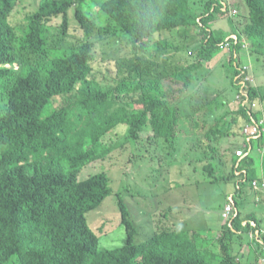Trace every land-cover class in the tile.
<instances>
[{"label":"trees","instance_id":"trees-1","mask_svg":"<svg viewBox=\"0 0 264 264\" xmlns=\"http://www.w3.org/2000/svg\"><path fill=\"white\" fill-rule=\"evenodd\" d=\"M224 1L204 0L202 10L193 0H63L58 6L57 2H43L29 14L28 29L20 38L12 24L18 0H0V264H213L216 250L208 252L201 245L198 251L192 231L162 228L137 241L131 212L124 205L121 220L129 241L123 247L103 248L87 214L112 194L110 179L99 174L79 181L78 176L94 162L113 161L121 144L137 143L144 126L150 128L157 143L163 140L175 149L177 125L187 106L179 108L181 100L174 99V87L183 83L178 93H185L194 81L185 68L164 79L159 63L154 65L148 57L154 49L188 51L196 61L192 60L191 71H196L210 64L229 43L232 85L236 90L246 86L252 100L264 101L250 82L242 77L236 80L241 73L235 68L245 36L254 44V55H264V0H243L248 21L239 29L238 45L233 39L226 41L229 35L210 25L217 13L225 14L221 9ZM71 4L78 24L85 29L83 37L75 36L77 44L65 37L66 45L59 42L52 51L47 48L46 27ZM102 10L119 20L121 30L106 29L93 37L91 17ZM66 20L64 15V36L69 28ZM230 24L234 27L232 20ZM165 31L178 34L181 43L156 40ZM112 39L115 42L110 44ZM124 43L132 56L122 55ZM109 49L116 53L108 55ZM43 54H49L45 65L37 62ZM100 58L101 63L115 64L114 84L101 81L107 77L102 74L106 71L103 64L102 70L93 69ZM107 72L114 74L110 69ZM169 78L171 85L165 89L163 81ZM196 103L192 106H201ZM238 112L246 122L256 118L243 106ZM123 125L130 127L129 134L116 144L109 142L111 131ZM219 129L227 131L226 127ZM253 141L257 150L264 148V137ZM235 153L234 183L241 194L243 186L261 176L249 171L255 162L251 155L241 159ZM260 167L264 170V163ZM122 172L124 186L125 176L129 178L131 173ZM238 172L242 174L237 176ZM136 188L134 194L139 195L141 187ZM128 191H134V185ZM240 215L233 219L235 230L224 225L221 237L228 242L236 230L241 234L257 231L251 243L256 247L254 261L232 258L230 246L222 243L224 260L220 264H257L258 258H264V224L255 213L248 219Z\"/></svg>","mask_w":264,"mask_h":264},{"label":"rangeland","instance_id":"rangeland-1","mask_svg":"<svg viewBox=\"0 0 264 264\" xmlns=\"http://www.w3.org/2000/svg\"><path fill=\"white\" fill-rule=\"evenodd\" d=\"M62 1L20 0L12 14V24L16 26L18 36L22 38L27 31L29 14L35 10L38 4L57 2L56 5L58 6ZM193 1H196L198 10L203 9L204 0ZM233 1L238 7L240 0ZM240 7L245 13L241 12L237 21H239V29L243 30L248 21L247 10L242 4H240ZM66 13L70 17L69 35V30L76 25L72 19V9H68ZM228 16L217 15L218 20L213 28L227 31L225 33L228 34V31H231ZM62 21L61 16L57 17L46 27L48 31L47 44L48 48H53L52 51L59 42L63 46L66 45L65 39L62 38ZM78 30L80 29L78 28ZM196 31L194 29L193 32ZM72 34L79 35L74 29ZM67 37L68 42L71 44L79 42L76 37ZM164 39L174 41L177 44L181 43L178 34L169 31H165L156 37V40ZM245 45L247 47L249 43ZM122 47L123 52L127 51L124 54H130L131 50L126 43L122 44ZM225 49L226 55L222 51L210 64L206 63L204 67L197 68L196 71H191L190 66L192 60L195 61V59L188 51L163 52L154 49L153 54H148L153 57L148 56L154 65L159 63L161 66L159 71L163 74L164 79L170 73L182 68L189 72V76L193 79L192 82L194 81L191 83V88L180 94L178 90L184 84L177 83L174 87L177 92L174 99L179 98L181 100V102L177 100L179 108L182 109L187 106L185 111H181L182 114H185V117L182 118L187 120L179 130L180 139L174 145L175 149L171 148V144L168 146L166 141L161 140L157 143L142 135L137 143L121 144L118 152L112 157L114 162L126 161L131 165H118L119 169L118 166H113V161L108 162V166L99 161L88 165L80 173L79 180H87L106 171L111 176L114 187L113 194L105 200L100 209L89 213L87 216L91 228L100 237L103 248L123 247L129 241L128 232L121 220L122 205H124L131 212V221L137 230V241L150 238L162 231L160 230L162 228L171 231H192L198 244V251L201 245L207 247L205 250L208 252L216 250L214 260H212L213 264H220L224 260V255L221 254L223 244L230 246L229 253L232 258L236 257L237 260L248 263L254 261L256 247L251 243L256 236L255 232L251 231V234L247 235L236 230L228 242L221 237L225 229L221 207L223 205L222 209L224 210L228 201V194L239 192L234 183L236 177L233 156L237 150L244 148V140L250 138L252 134L250 128H246L242 132V126L245 124L244 118L238 112L236 97L239 95L231 80L234 73L229 62L231 61V47L227 46ZM100 52H103V49ZM240 52L239 66L242 67L243 65L249 68V62L246 61L247 52L242 49ZM113 54L114 51L109 49L108 55ZM174 54L177 55L173 56ZM255 57L257 62L255 61L256 66L253 67ZM101 61L100 58L98 62L94 63L93 69L96 72L99 68L106 70L102 74L107 77L101 81L108 85L114 84L117 78L115 64H104ZM250 62L249 75L245 80H250L253 87L258 89L259 93L264 96V55L252 54ZM101 64L104 65L102 68ZM107 69L112 70L114 74L107 72ZM154 69L153 66L152 70ZM170 83L171 78L163 81L165 89L171 85ZM209 100L214 101L210 102ZM196 101L201 103L202 108L195 109L192 106ZM262 106H264V102L261 103ZM256 116L258 117V114ZM217 127H226L227 131L217 130ZM129 131L130 127L128 125L120 126L118 130H115L109 136L108 141L116 144L123 140L129 134ZM226 132H229V135H226ZM146 133H148V128L144 126L142 134ZM252 146L250 155L255 162L249 171H256L257 176L259 178L261 176L259 181H264V170L260 167L264 163V148H261V151L257 150L254 141ZM138 166H141V168ZM205 168H207L206 171ZM121 170L131 173L130 181H132V184L127 183L126 185H129L131 189L134 185V191L129 193L128 188L123 187L121 180L124 172ZM120 171L122 175L118 174ZM134 178L135 180L137 178V181ZM252 182L243 186V191L239 194V209L246 212L241 214V217L246 219L252 214L258 213L262 222H264V198L261 200L255 198L259 191L255 189ZM137 185L141 187L139 195L134 194V192H138ZM262 195H264V192L261 193ZM254 201L262 202L257 204ZM252 209H255L254 213H252ZM164 213L168 216L163 217ZM227 226L229 228L230 224H227ZM202 238L208 239V242ZM257 264H264V262L259 259Z\"/></svg>","mask_w":264,"mask_h":264},{"label":"clouds","instance_id":"clouds-1","mask_svg":"<svg viewBox=\"0 0 264 264\" xmlns=\"http://www.w3.org/2000/svg\"><path fill=\"white\" fill-rule=\"evenodd\" d=\"M20 0H18V2H19ZM240 4H242V5H244V7H245V9L246 10H248L247 9V7H246V5L244 4V2H243V0H240V2H238V7H237V5H236V3L233 1V0H225L224 1V3H223V6H222V11H224L225 12V14L224 15H222V14H220V13H217V15L219 16V15H222V16H226V15H229L228 16V20H229V24H230V20H232L233 21V24H234V27H232L231 26V24H230V26H231V31H228V39L226 40V41H228L229 42V40L230 39H233V40H235V45H238L239 44V40H238V33L240 32L239 31V27H240V25L238 24V22L239 21H237V19H238V16L241 14V12L242 13H245V11H243V10H241V7H240ZM235 5V6H234ZM74 8H75V5H73V4H71L67 9H66V12H67V10L68 9H72V19H73V21L75 22V25L76 26H74L72 29H70L69 30V35H68V31L66 30V34H65V36L63 35V33H62V38L64 39L65 37H67V36H73V37H75L76 35H74V34H72V31H73V29L74 30H76L77 31V33H79V35L80 36H82L83 37V34H84V31H85V29L84 28H82V27H80V25L78 24V21H77V16H76V10H74ZM33 12H36V9L33 11ZM33 12H31V13H33ZM65 11L64 12H62V14L60 15L61 17H62V19H63V16L65 15V16H67V27L69 26V22H70V17L67 15V13H66ZM86 13V9H84V14ZM217 15L215 16V18L213 19V20H211V27H212V29L214 30V31H223L224 32V34L226 35L227 33H225V32H227V31H224V30H216V29H214L213 28V26L215 25V22L218 20L217 19ZM59 16V17H60ZM56 19V18H55ZM91 21H92V25H93V31H94V34H93V37L94 36H96L97 34H99L100 32H103V31H106V29H113L115 32H117V31H119V30H121V27H120V22H119V20L114 16V15H112V14H110V13H107V12H105V11H94V16L92 15V17H91ZM50 24H51V20H50ZM49 24V25H50ZM238 25H239V27H238ZM14 27H16L15 25H14ZM78 28L80 29V30H78ZM235 30H237L238 32H237V34L235 33ZM47 33H48V31H47ZM244 34V33H243ZM68 38V37H67ZM249 40L246 38V36L244 37V39H243V43L241 44L242 45V50H245L247 53V57H246V61H248L249 62V66L251 67V56H252V54H254L253 52H252V49H253V43L251 42V41H249ZM115 41H114V39H112L111 41H110V44H112V43H114ZM249 43V46H247L246 47V45L245 44H248ZM251 43V44H250ZM77 44V43H76ZM60 45L58 44V45H56L55 46V48H57V47H59ZM121 46H122V44H121ZM227 46H230V44L228 43L227 44ZM226 46V47H227ZM47 48H48V44H47ZM229 48V47H228ZM241 49H239V53L237 54V63H236V69L238 68L239 69V71H240V73H241V75L240 76H238V77H236V80H239L241 77L243 78V80H244V82H250L251 83V81L250 80H245V78L249 75V70H250V67L248 68L247 66H243L242 65V67H240L239 66V61H240V59H241V56H240V51H241ZM223 51L225 52V55H226V49L224 48L223 49ZM122 55H127V54H124L125 52H127V51H124L123 52V49H122ZM114 53H116V51H114ZM130 54H132V53H130ZM129 54V55H130ZM49 55V54H48ZM48 55H46V54H43V55H39L40 57L38 58V60H37V62H39V61H41L40 63L41 64H46L47 63V61H48ZM130 56H132V55H130ZM217 58V57H216ZM215 59V58H214ZM232 59L233 58H231V65H232ZM212 62V61H211ZM257 62V61H256ZM256 62H255V60H254V63L252 64V66L254 67V66H256ZM224 64V63H223ZM8 66H11V65H8ZM232 80V79H231ZM242 80V81H243ZM244 87H246V86H244ZM244 87L242 88V89H240V90H237V94L239 95L238 97H236V99H237V101H238V109L240 108V106H243V107H245L248 111H249V114H250V116H256V114H258V117L256 116V118H254V117H251V121H249V122H246L245 121V119H244V125L242 126V132H243V130H245L246 128H250V129H252V127H255V128H257V133H255L254 135H251V137L250 138H246V136H245V140H244V148H241V149H239V150H237L236 151V157H238V158H241V159H243V158H245V157H247L248 155H250V151L252 150V148H253V146H252V143H253V140H256V139H259V138H261V137H264V106H262L261 107V103L262 102H264V101H261V100H259V99H251L249 96H248V93H247V91H245L244 90ZM197 104V103H196ZM194 108L195 109H200V108H202V105L199 107L198 105H196V106H194ZM254 118V119H253ZM255 119H257V120H255ZM186 120L187 119H184V118H182L181 117V121H180V123H178V125H177V127L178 128H181L182 127V125H183V123H185L186 122ZM148 128V127H147ZM119 128H116V129H114L113 131H111V133L109 134V136L115 131V130H118ZM149 129L150 128H148V133H146V134H142V129H140V133H139V136H140V138H139V140L137 141V142H139L140 141V139H141V137H142V135H144V136H146V137H149L151 140H153V141H155L154 140V138L153 137H151V135L149 134ZM242 135H244V134H242ZM179 139H180V135L178 136V138H177V142L179 141ZM155 142H157V141H155ZM177 142H173L174 143V145H176L177 144ZM127 144H129V143H127ZM171 144V143H170ZM170 144H168V146L170 145ZM249 149V151L248 152H245V150L246 149ZM239 151H242L243 152V155L242 156H239L238 155V152ZM97 162H99V161H97ZM96 162V163H97ZM103 162V161H102ZM125 162L126 161H122V162H112L113 163V166H118V165H125ZM95 163V162H94ZM105 163V162H104ZM105 165L106 166H108V163H105ZM119 167V166H118ZM87 168V167H86ZM86 168H84V169H86ZM83 169V170H84ZM119 169H120V167H119ZM121 171H123V170H121ZM121 171L120 172H118V174H121L122 175V173H121ZM80 173H82V172H80ZM101 174H105V175H107L108 177H109V179H110V188L112 189V194H113V191H114V187H113V184H112V180H111V176L108 174V171H106V172H103V173H101ZM240 173L238 172V173H236V175L238 176ZM80 175V174H79ZM97 175H99V174H97ZM95 176V175H94ZM131 176V175H130ZM130 176H129V178L128 177H126L125 176V182H127V181H129V183H131L132 184V181H130ZM93 177V176H92ZM91 178V177H90ZM90 178H88V179H90ZM87 179V180H88ZM78 180H79V176H78ZM134 180H135V178H134ZM80 181V180H79ZM83 181V180H82ZM86 181V180H85ZM121 182H123V180H121ZM125 182H124V188H125V186H128V188H130V186L129 185H126L125 184ZM252 185L255 187V189L256 190H258L259 191V194L255 197V198H258L259 200H261L262 198H264V195H262L261 196V193L262 192H264V181H259V180H253V182H252ZM129 193L130 192H132V191H128ZM135 193V192H134ZM111 194V195H112ZM110 195V196H111ZM109 196V197H110ZM108 197V198H109ZM107 198V199H108ZM239 199H240V196H239V193H230V194H228V201H227V203L225 204V208H224V210L222 209V207H223V205H222V207H221V211H222V218H223V220H224V224H223V227H224V225H227V224H230V228L232 229V230H235L233 227H234V222H233V219L235 218V217H238L239 216V214L241 213V214H244V213H246V212H244V211H241L240 209H239V207H240V203H239ZM106 200V199H105ZM105 200H104V202H105ZM103 202V203H104ZM254 202H256L257 204H259V203H261L262 201H254ZM102 203V204H103ZM101 204V205H102ZM101 205H100V207L99 208H97V209H95V210H93V211H96V210H98V209H100L101 208ZM93 211H91V212H93ZM254 211H255V209H252V213H254ZM91 212H89V213H91ZM88 213V214H89ZM88 214H87V216H88ZM256 215H254L256 218H258L259 220H261V217L258 215V213H255ZM241 216V215H240ZM254 216H250V217H254ZM249 217V218H250ZM246 219H248V218H246ZM261 222H262V220H261ZM246 222H244V224H245ZM262 223H264V222H262ZM226 227V226H225ZM229 229V228H228ZM224 231V230H223ZM262 232V231H261ZM262 233H264V232H262ZM245 234H247V235H249V234H251V231H249L248 233H245ZM255 234L257 235L258 234V232L256 231L255 232ZM223 235V234H222ZM260 260H261V262H264V258H259ZM258 259V260H259ZM257 260V261H258Z\"/></svg>","mask_w":264,"mask_h":264},{"label":"built area","instance_id":"built-area-1","mask_svg":"<svg viewBox=\"0 0 264 264\" xmlns=\"http://www.w3.org/2000/svg\"><path fill=\"white\" fill-rule=\"evenodd\" d=\"M255 133H257V128L252 127V134H251V135H254ZM238 155H239V156H242V155H243V152H242V151H239V152H238Z\"/></svg>","mask_w":264,"mask_h":264}]
</instances>
